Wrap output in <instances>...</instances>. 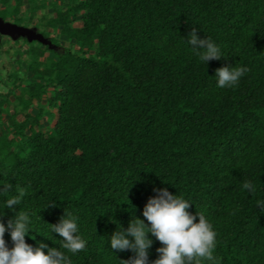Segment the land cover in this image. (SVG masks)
Here are the masks:
<instances>
[{
    "label": "trees",
    "instance_id": "obj_1",
    "mask_svg": "<svg viewBox=\"0 0 264 264\" xmlns=\"http://www.w3.org/2000/svg\"><path fill=\"white\" fill-rule=\"evenodd\" d=\"M38 1L0 0V17L19 24L23 5L47 7ZM59 1L42 26L55 49L30 46L26 76L10 73L3 95L14 111L0 130V212L24 193L3 219L35 213L26 243L58 248V234L43 235L70 212L88 242L72 264H124L132 253L109 249L110 219L126 229L167 188L212 224L218 264H264V0ZM193 30L225 57L201 62L185 44ZM228 66L248 71L217 88Z\"/></svg>",
    "mask_w": 264,
    "mask_h": 264
},
{
    "label": "clouds",
    "instance_id": "obj_2",
    "mask_svg": "<svg viewBox=\"0 0 264 264\" xmlns=\"http://www.w3.org/2000/svg\"><path fill=\"white\" fill-rule=\"evenodd\" d=\"M185 44L193 50L199 60L206 64L210 59L219 60L225 57L221 47L210 38H198L196 31H191ZM199 46V47H197ZM248 71L247 67H222L215 71L216 87H235ZM7 185H0V191H5ZM243 189L252 194L256 191L250 181L243 182ZM155 195L150 196L142 209L144 219L133 216L126 229L112 217L116 224L107 243L111 252L129 251L132 256L122 260L124 264H218L213 255L217 246V233L204 214L188 211L190 202L178 194H172L167 188H153ZM23 192L2 201L0 212V264H72L70 256L85 250L87 240L79 232L77 217L65 211L63 218L56 225H50L48 234L43 235L53 240L51 233L58 234L62 239L59 247H49L37 242L33 247L26 243L25 237L32 236L33 217L35 213L29 211L15 212L6 221L3 219L5 209L14 210V205L21 203ZM264 214V199L258 200L255 207ZM198 218V220H197ZM8 233L12 246L9 247L4 236ZM155 238L160 243L156 249L158 257L149 261V250ZM46 250V251H45Z\"/></svg>",
    "mask_w": 264,
    "mask_h": 264
},
{
    "label": "rangeland",
    "instance_id": "obj_3",
    "mask_svg": "<svg viewBox=\"0 0 264 264\" xmlns=\"http://www.w3.org/2000/svg\"><path fill=\"white\" fill-rule=\"evenodd\" d=\"M50 1L60 6L61 1L59 0H47V7L44 9L38 7L34 15L29 13L28 6L23 5L21 8V15L19 16L21 19L19 24L14 23V20L10 16H6L5 18L0 17L2 24L15 25L25 30L24 33H13V35L4 34L2 33L4 31L0 30V42H2V47L0 49V130H3L4 127L8 125L14 111L13 105L9 106L8 103L3 101V95L14 81V78L10 77L9 74L15 72L19 79H23L26 76V65L30 61V58H25L24 55L30 46L40 49H55L46 34H50L51 37H55V35H53L51 30L47 27H42L44 18L52 16L51 9L48 6ZM34 2L36 6L40 5L38 0H34ZM2 10L3 7L0 5V12ZM17 54L21 55L20 57L18 56L19 62L15 61ZM15 93H17V91H15ZM15 119L17 121L22 120L20 116ZM53 123L54 120H51L49 124H47V128L52 127ZM44 128L46 129V127ZM11 137V135L8 136V138Z\"/></svg>",
    "mask_w": 264,
    "mask_h": 264
},
{
    "label": "water",
    "instance_id": "obj_4",
    "mask_svg": "<svg viewBox=\"0 0 264 264\" xmlns=\"http://www.w3.org/2000/svg\"><path fill=\"white\" fill-rule=\"evenodd\" d=\"M0 30L4 31L2 33L9 34V35H13V33L19 34V33H24L25 32V30L15 26V25H7V24L4 25V24H2L1 21H0Z\"/></svg>",
    "mask_w": 264,
    "mask_h": 264
}]
</instances>
